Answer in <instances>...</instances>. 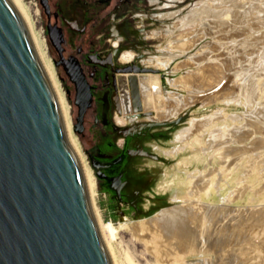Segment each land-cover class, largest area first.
Wrapping results in <instances>:
<instances>
[{
  "label": "bare ground",
  "instance_id": "1",
  "mask_svg": "<svg viewBox=\"0 0 264 264\" xmlns=\"http://www.w3.org/2000/svg\"><path fill=\"white\" fill-rule=\"evenodd\" d=\"M9 2L29 30L34 54L54 90L67 139L82 171L96 225L112 264H118L113 248L117 229L111 223H105L95 207V182L72 135L70 112L56 77V67L50 58L46 40L38 30L36 13L26 0ZM184 2L186 0H164L161 3L150 0L152 7L159 10H167ZM135 20L140 42L137 48H142L151 38L159 36V39L167 40V46L162 51L155 52L156 54L145 49L143 55L149 54V58L142 54L138 56L149 64L156 61L154 71L146 69L143 72L135 64L131 69L132 73L117 77V91L113 97L117 123L124 125L135 121V127L128 129V132H134L144 126H136L142 113L157 124L172 115L182 118L196 107L216 106L204 120H193L190 127L178 134L179 141H187L196 135L202 136L205 132L210 135L204 145V153H212L213 159L219 157L222 169H212L208 175L199 171L200 177H203L197 176L191 180L192 189L191 194L189 193L192 198H199L200 194L209 198L217 189H221L224 173L232 174L247 155H253L255 160L256 157L260 158L264 150V0H206L197 7L191 5L180 11L151 17L138 16ZM147 20L158 24V30L149 33ZM69 26L73 30L77 29L74 22L69 23ZM120 33L113 26V46L116 48L122 41ZM196 49L197 53L192 55ZM113 56H116V52ZM127 56L124 61H131L136 57L131 54ZM111 59H107L108 64H113ZM181 59L186 62L180 63ZM177 61L178 64L171 69V65ZM162 69L170 70L166 84L162 82ZM184 70H188L184 77L173 78ZM83 89L84 85L82 94ZM201 93L205 96H200ZM83 96L80 103L82 111L91 101L87 93ZM234 103L246 104L252 111L243 114L245 118L241 125H234L232 128L229 125L220 126L224 121L232 120L236 123L240 119L238 115L227 114L223 107ZM149 126L152 124H147ZM257 135L262 137L257 138ZM139 153L144 154V151L140 149ZM255 160L247 165L245 177L253 172ZM216 172L220 176L217 181L212 179ZM247 190L248 185L239 178L238 187L223 201L232 205L242 201ZM251 201L250 199L249 202ZM188 205L190 207L165 209L149 222V229L142 230V234H145L140 239L145 240L146 244L147 240L151 241L150 255L153 256L154 264H264L263 207L256 208L250 204V210L233 216L234 211L227 210V207L210 210L203 205L200 208H195L193 203L192 206ZM128 262L136 264L130 258Z\"/></svg>",
  "mask_w": 264,
  "mask_h": 264
},
{
  "label": "rangeland",
  "instance_id": "2",
  "mask_svg": "<svg viewBox=\"0 0 264 264\" xmlns=\"http://www.w3.org/2000/svg\"><path fill=\"white\" fill-rule=\"evenodd\" d=\"M26 1L36 13L38 30L46 40L50 58L56 67V77L70 112L72 135L77 141L83 160L95 182V207L102 220L105 223H111L117 229L113 248L118 264H129L128 258L136 264H154L153 256L150 255L151 241L146 239L148 246L144 243L145 240L142 241L143 239L140 238H144L142 236L145 233L142 234V230L149 229L151 224L149 222L165 209L190 207L188 204L192 206L193 203L195 208L203 205L206 209L209 207L210 210L227 207L226 209L234 211L233 216H236L240 212L250 210V204L264 208V150L260 158L256 157L255 160L253 155H247L243 158L240 167L232 174L226 173L225 175L224 173L221 191L217 189L218 191L216 190L209 198L205 194H200L199 198H192L190 195L191 180L197 176L200 177L199 171H204L208 175L212 169L220 170L222 167L219 157L213 159L212 153L209 155L204 153V145L210 138L209 133H202V136L196 135L187 141H179L178 134L190 127L193 120H204L216 106L196 107L182 118L180 116L181 119L179 116L172 115L166 121L157 124L147 119L142 113L136 126H144L141 130L134 132H128V129L135 127V121L118 125L116 120L112 97L117 91V77L128 72L132 73L135 64L141 71L146 69L154 71L156 61L149 64L148 61L138 56L142 54L143 57L149 58V54L143 55L145 49L158 53L167 46V40L159 39V36L151 38L148 44L140 47L141 49L137 48L140 42L137 38L135 18L180 11L191 5L197 7L206 0H186L167 10L155 9L150 4V0H48L52 14V26H57L62 34L61 55L67 64L61 63V57L50 40L49 19L41 0ZM156 1L161 3L164 0ZM54 13L58 15L56 20L53 19ZM65 21L68 25L64 23ZM150 21L152 20H147L148 32L153 33L158 30L159 25ZM72 22L77 24V31H73L69 26ZM113 26L119 29L122 36V41L119 42L117 48L113 46L115 41L112 38ZM115 52L116 56H113ZM196 53L197 49L192 55ZM129 54L136 57L131 61H124L123 59H126ZM109 58H112L113 65L107 63ZM182 62L186 60L181 59L180 63ZM177 64L178 61L174 62L171 69ZM73 67H77L82 73L92 94V99L86 107L78 130L80 111L77 105V88L71 77V73H75ZM169 71L167 69L160 71L162 82L165 84ZM187 71L184 70L173 78L184 77ZM82 85H84L83 82H80V90ZM84 94L83 89V94L82 90L80 91L79 104ZM186 94L189 96L188 92ZM200 96L203 97L205 94L201 93ZM223 107L227 114L240 116L236 123L229 120V124L224 121L225 123L222 122L220 125H229L230 128L234 125H241L245 118L244 115L252 111L251 107L246 104L234 103ZM147 124H152V126L147 127ZM256 137L261 138L262 136L257 135ZM140 149L144 151V154L139 153ZM114 155L117 156L116 159ZM254 160L255 168L252 175L245 177L247 165ZM208 164L210 167H207ZM213 176L212 179L215 181L220 178L217 172ZM239 178L248 185L246 197L233 205L226 204L223 200L238 187Z\"/></svg>",
  "mask_w": 264,
  "mask_h": 264
},
{
  "label": "water",
  "instance_id": "3",
  "mask_svg": "<svg viewBox=\"0 0 264 264\" xmlns=\"http://www.w3.org/2000/svg\"><path fill=\"white\" fill-rule=\"evenodd\" d=\"M41 4L50 40L67 64L49 1ZM73 69L78 130L86 111L80 82L90 100L92 94ZM0 264H112L56 95L9 0H0Z\"/></svg>",
  "mask_w": 264,
  "mask_h": 264
},
{
  "label": "flooded vegetation",
  "instance_id": "4",
  "mask_svg": "<svg viewBox=\"0 0 264 264\" xmlns=\"http://www.w3.org/2000/svg\"><path fill=\"white\" fill-rule=\"evenodd\" d=\"M53 19H58V15L57 14H53ZM56 22V21H55ZM66 25H68V23L65 21L64 22ZM76 24V23H75ZM77 25V24H76ZM78 27V26H77ZM73 30V29H72ZM73 31H77V30H73ZM113 65V64H112ZM95 98H96V96H95ZM113 98V97H112ZM98 99H100V97L98 98ZM112 101V100H111ZM112 105L114 106V104H113V101H112ZM110 152H113L112 150H110ZM113 154V153H112ZM117 158V156L116 155H114V159H116Z\"/></svg>",
  "mask_w": 264,
  "mask_h": 264
}]
</instances>
